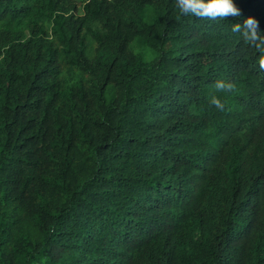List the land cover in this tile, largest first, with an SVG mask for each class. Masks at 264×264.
Listing matches in <instances>:
<instances>
[{"label": "trees", "instance_id": "obj_1", "mask_svg": "<svg viewBox=\"0 0 264 264\" xmlns=\"http://www.w3.org/2000/svg\"><path fill=\"white\" fill-rule=\"evenodd\" d=\"M233 3L0 0V264H264V72L232 31L264 0Z\"/></svg>", "mask_w": 264, "mask_h": 264}, {"label": "clouds", "instance_id": "obj_2", "mask_svg": "<svg viewBox=\"0 0 264 264\" xmlns=\"http://www.w3.org/2000/svg\"><path fill=\"white\" fill-rule=\"evenodd\" d=\"M175 6L181 17H193L199 20L223 21L229 17L235 18L241 15L233 0H174ZM232 31L239 33L242 40L258 53V68L264 72V35L259 31V23L254 18L245 19L243 25L233 24ZM215 89L221 93H233L236 85L226 80H217ZM210 104L218 110L225 109V103L213 95Z\"/></svg>", "mask_w": 264, "mask_h": 264}]
</instances>
